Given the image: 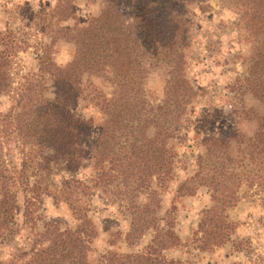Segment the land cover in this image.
<instances>
[{
    "label": "trees",
    "instance_id": "trees-1",
    "mask_svg": "<svg viewBox=\"0 0 264 264\" xmlns=\"http://www.w3.org/2000/svg\"><path fill=\"white\" fill-rule=\"evenodd\" d=\"M100 1L99 12L84 21L77 18L74 0H56L48 9L19 6L20 16L47 40L36 51L37 70L18 87L16 103L0 113V243L10 238L19 208L14 187L23 193L24 225L36 224V205L44 193L67 206L74 226L45 221L28 250L0 258V264H186L163 253L181 244L174 227L175 205L164 216L158 211L161 191L173 176L172 141L196 94L185 72L186 7L201 0ZM221 1L242 10L252 38L244 86L260 107H242L238 116L254 122L250 134L231 128L202 135L194 172L175 189L176 196L192 195L199 187L209 191L210 203L201 210L191 237L200 251L230 239L227 211L238 201L240 183L264 175V0ZM59 41L72 46L63 65L53 57ZM17 48L12 32L0 30V95L10 88ZM153 66L165 74L156 100L144 87ZM91 77L112 90L108 94L89 82L94 111L87 116L77 106L85 97L82 80ZM8 134L13 135L12 148L6 146ZM14 154L18 159L9 167ZM86 161L92 171L88 180L66 179L53 187L45 182L55 167L74 171ZM92 189L128 211L127 244L150 233L143 249L94 251L98 230L87 198Z\"/></svg>",
    "mask_w": 264,
    "mask_h": 264
},
{
    "label": "rangeland",
    "instance_id": "rangeland-1",
    "mask_svg": "<svg viewBox=\"0 0 264 264\" xmlns=\"http://www.w3.org/2000/svg\"><path fill=\"white\" fill-rule=\"evenodd\" d=\"M56 0H0V30L12 32L18 48L12 56L10 67V88L0 95V113L6 112L17 100V91L24 78L37 70L36 51L40 50L47 37L19 14V6L34 9H48ZM75 13L80 21L97 14L102 6L100 0L93 2L74 0ZM189 18L188 47L186 49V77L196 94L187 105L178 136L172 141L175 158L173 176L166 190L161 191L159 216L175 205V231L181 244L167 248L163 253L170 258H178L186 264H264V175L262 180L241 182L238 187V201L227 211L232 222L230 239L208 250H198L192 242V233L197 228L201 210L210 203L209 191L199 187L192 195L176 196L178 184L192 176L199 154V140L208 133L224 132L237 128L250 134L255 127L252 120L240 119L242 107L259 103L244 86V77L252 55V38L244 26L242 10L236 5L221 0H201L187 5ZM70 43L59 41L54 60L65 64L71 58ZM165 74L161 67L149 69L144 82L150 97L159 99ZM91 82L110 93L112 87L100 78H83L85 97L77 106V111L90 115L94 111L89 100L93 92ZM236 118L239 122L236 123ZM7 147L12 148L13 135L8 134ZM16 153V150H15ZM17 154L8 162L9 167L17 160ZM92 171L86 161L78 169L57 168L45 182L51 187L62 185L71 178L88 180ZM32 179V177H31ZM115 190V187L111 188ZM19 208L16 210L13 232L10 238L0 243V258L4 259L28 250L34 234L41 231L45 221L57 219L62 226H74L69 209L63 202H56L51 195L43 193L36 205V224L29 228L23 224V193L14 187ZM90 215L96 224L98 236L93 241L94 251L114 249L118 252H135L145 247L150 233H144L136 242L127 244L124 233L127 229L128 211L117 203L110 204L104 193L92 189L87 196ZM33 222V221H32ZM119 231L117 237L112 232ZM116 238L111 244L108 239Z\"/></svg>",
    "mask_w": 264,
    "mask_h": 264
}]
</instances>
